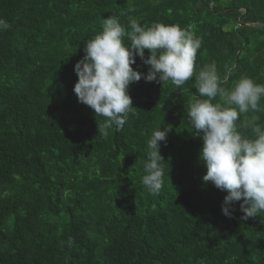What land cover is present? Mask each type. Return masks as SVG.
Here are the masks:
<instances>
[{
    "label": "trees",
    "instance_id": "16d2710c",
    "mask_svg": "<svg viewBox=\"0 0 264 264\" xmlns=\"http://www.w3.org/2000/svg\"><path fill=\"white\" fill-rule=\"evenodd\" d=\"M0 17L11 25L0 31V264H264V212L242 220L236 202L222 214L226 192L202 181V140L186 116L213 61L221 75L236 66L227 87L241 76L264 84V0H0ZM108 17L127 30L129 18L178 24L202 45L180 88L131 83L136 114L104 138L105 118L73 92V66ZM133 67L148 68L138 56ZM160 126L171 130L152 194L143 163Z\"/></svg>",
    "mask_w": 264,
    "mask_h": 264
},
{
    "label": "clouds",
    "instance_id": "9594fccd",
    "mask_svg": "<svg viewBox=\"0 0 264 264\" xmlns=\"http://www.w3.org/2000/svg\"><path fill=\"white\" fill-rule=\"evenodd\" d=\"M129 25L127 30L116 17L104 19L102 31L85 41L83 56L73 66L77 76L73 92L79 103L105 118L98 125L104 138L109 130L120 131L130 113L136 114L128 92L131 83L143 78L160 84L171 81L180 88L193 77L202 45V37L178 24L142 26L129 18ZM10 27L0 17V31ZM137 56L148 66L146 72L133 67ZM235 68L226 65L221 75L213 61L200 69L196 74L198 95L193 94L186 116L202 140L198 153L206 169L202 181L226 192L221 204L223 215L232 217L239 202L241 219L246 220L264 212V125L255 115L264 112L260 104L264 84L241 76L227 87ZM249 113L250 117L240 122L241 116ZM241 128L250 129L253 136L245 135ZM170 130L160 126L147 141L142 184L152 194H159L163 186L165 160L160 148Z\"/></svg>",
    "mask_w": 264,
    "mask_h": 264
}]
</instances>
